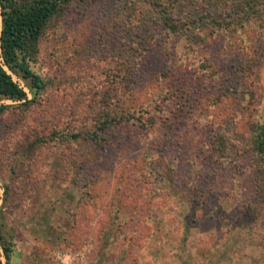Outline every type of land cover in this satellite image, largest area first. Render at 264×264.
Returning <instances> with one entry per match:
<instances>
[{
	"label": "rangeland",
	"instance_id": "rangeland-1",
	"mask_svg": "<svg viewBox=\"0 0 264 264\" xmlns=\"http://www.w3.org/2000/svg\"><path fill=\"white\" fill-rule=\"evenodd\" d=\"M102 3L76 0L51 22L32 64L48 81L38 104L0 100L11 106L0 116V223L12 249L9 264H264V197L256 193L250 152L214 161L209 134L192 122L194 105L187 108L176 96L170 101L165 83L147 79L137 99L145 107L163 95L173 120L156 129L115 128L103 135L106 152L87 138L101 109L100 91L112 80L108 55L125 43L118 31L116 46L101 48L108 13L118 9L116 0L106 8ZM185 45L176 44L180 60ZM210 51L232 81L256 71L263 106L264 63L254 65L255 56H244L238 45L228 51L220 43ZM157 59L149 76L173 66ZM13 77L31 98L28 82ZM168 82L200 83L187 70ZM221 84L212 83L211 93ZM240 87L247 81L240 79ZM199 119L209 124L207 116ZM222 127L232 153L249 149L230 119Z\"/></svg>",
	"mask_w": 264,
	"mask_h": 264
},
{
	"label": "trees",
	"instance_id": "trees-1",
	"mask_svg": "<svg viewBox=\"0 0 264 264\" xmlns=\"http://www.w3.org/2000/svg\"><path fill=\"white\" fill-rule=\"evenodd\" d=\"M75 1L0 0V100L24 107L38 104L48 88V81L33 70L32 64L37 61L41 42L51 22L62 16ZM100 1L106 8L108 0ZM115 7L118 8L116 11L108 13V32L102 33L108 37H101V48L104 50L107 44L116 46L113 35L118 31L123 33L125 43L114 47L108 55L111 67L107 74L112 80L110 87L103 93L100 91L98 105L101 109L95 111V127L87 134L91 144L106 152L107 141L103 135L115 128L137 124L141 128L156 129L161 128L162 120H173L174 116L167 111L169 107L163 104V95L157 94L145 107L138 102L147 79L160 81L167 85L163 93L170 101L178 97L187 108L194 105V112H190L192 122L209 134L207 149L214 161H232L235 156L245 158L250 152L249 170L256 180V193L264 197V104L261 105L257 94L256 71L252 68V75L238 74L232 81L210 51L220 43L228 51L238 45L244 56H255L254 65L263 64L264 59L259 57L264 52L259 53L264 51V0H116L113 9ZM111 20L118 25L110 29ZM179 40L186 43L183 60L175 52ZM157 58L169 61L173 66L149 76L147 72L153 70ZM236 69H231V75H235L232 72ZM182 70L189 71L200 83L171 85L169 79ZM13 76L28 82L31 98ZM249 76L252 77L250 81ZM240 79L247 81V87H240ZM255 79L256 83H252ZM215 81L222 82L218 94L211 93V84ZM205 96H209L207 105L201 106ZM10 108V105H0V116ZM222 111L225 114H220ZM203 115L208 118L207 126L200 122L199 117ZM227 118L233 122L235 131L244 136L248 150L236 149V153H232L235 146L222 127ZM3 240L0 223V242H3L0 264H4L1 250L9 264L12 249Z\"/></svg>",
	"mask_w": 264,
	"mask_h": 264
},
{
	"label": "water",
	"instance_id": "water-1",
	"mask_svg": "<svg viewBox=\"0 0 264 264\" xmlns=\"http://www.w3.org/2000/svg\"><path fill=\"white\" fill-rule=\"evenodd\" d=\"M0 18H1V16H0Z\"/></svg>",
	"mask_w": 264,
	"mask_h": 264
}]
</instances>
